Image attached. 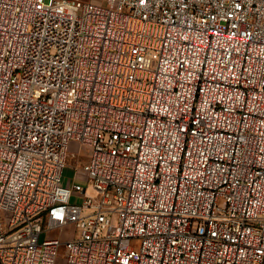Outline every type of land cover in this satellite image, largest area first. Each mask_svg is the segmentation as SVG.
I'll return each mask as SVG.
<instances>
[{"label":"built area","instance_id":"obj_1","mask_svg":"<svg viewBox=\"0 0 264 264\" xmlns=\"http://www.w3.org/2000/svg\"><path fill=\"white\" fill-rule=\"evenodd\" d=\"M104 1L0 0V264H264V0Z\"/></svg>","mask_w":264,"mask_h":264},{"label":"rangeland","instance_id":"obj_2","mask_svg":"<svg viewBox=\"0 0 264 264\" xmlns=\"http://www.w3.org/2000/svg\"><path fill=\"white\" fill-rule=\"evenodd\" d=\"M89 1V0H87ZM94 2L95 4L102 5V6H107V2L104 0H90ZM90 152L91 149L87 145H81L80 143L73 141L71 144V149L69 150L68 157H67V165L63 173V180L62 184L65 187H72L73 183L75 182V171L78 169V171H81L84 169V166L89 162V157H90ZM81 180V182L84 185L88 186V191L90 193H95L94 190L91 187L90 181L86 179V175L84 173H81L77 176ZM73 202H79L80 199L76 195L72 199ZM9 218V214H5L4 216V222L7 223ZM73 226L70 225L67 227V231H72ZM68 234V233H67ZM69 235V234H68ZM68 235H65L67 237ZM59 237V231L58 230H52L48 234H43L41 239H44L45 237ZM131 245L135 248L138 249L141 245V239L140 238H134L131 241ZM69 255V251L65 248L62 247L59 251L58 254V260L57 264H65L66 259Z\"/></svg>","mask_w":264,"mask_h":264},{"label":"crops","instance_id":"obj_3","mask_svg":"<svg viewBox=\"0 0 264 264\" xmlns=\"http://www.w3.org/2000/svg\"><path fill=\"white\" fill-rule=\"evenodd\" d=\"M90 1V0H89Z\"/></svg>","mask_w":264,"mask_h":264}]
</instances>
